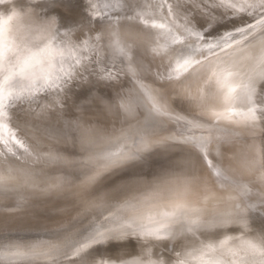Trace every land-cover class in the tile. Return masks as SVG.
Wrapping results in <instances>:
<instances>
[{
  "label": "snow or ice",
  "instance_id": "snow-or-ice-1",
  "mask_svg": "<svg viewBox=\"0 0 264 264\" xmlns=\"http://www.w3.org/2000/svg\"><path fill=\"white\" fill-rule=\"evenodd\" d=\"M125 7H130L129 0H108L99 4L89 0V9L96 13L93 19L108 20L110 28L115 27L110 14H119ZM188 8L212 21L218 18L215 10L222 9L221 16H246L254 22L246 21L208 40L193 17L187 14ZM125 19L142 25L148 49L154 56L168 61L167 72L159 78L175 90V97L147 83L141 68L133 63L131 45L116 39L114 52L126 62L125 68L120 70L134 77L133 89L121 96L115 105L127 127L109 132L79 121L70 125L84 154L82 178L75 185L74 195L86 206L82 215H90V219L77 226L60 225L48 239L0 246V264L73 261L75 264H119L136 253L125 249L111 257L97 256L94 250L110 242H121L117 236L135 233L133 224L137 220L138 206L158 209V214L165 218L163 223L146 230L151 236L149 243L155 247V255L171 261L176 248L168 255L156 249L162 242L184 238L190 222L199 220L207 224L208 217L222 210L248 211L254 207L244 205V196L250 190L248 184L229 187L224 195L206 192L198 201L200 191L196 179L190 196L177 202L165 200L163 194L172 191L171 182L186 171L189 161L184 156L168 161L152 178L133 174L98 196L93 194L105 176L111 177L144 163L154 152L163 151L168 155L178 148H189L199 154L212 175L222 183L221 178L226 173L210 157L215 152L222 158L219 145L222 139L229 140L212 134V121L253 129L264 125V0H136V7L131 8V14H126ZM10 20V16L0 19V41L9 31ZM50 23L53 26L54 19L51 18ZM71 31L61 33L55 28L43 48L24 57L15 71L0 75V201L14 200V209L10 211L23 210L28 202L26 191L62 192L68 183L63 178L41 180L31 165L57 162L61 157L43 147L39 140L33 142L14 123L12 110L25 104L31 106L41 95L61 97L69 82L79 75V68L94 63L92 55L104 34L76 41ZM111 34L119 35L118 32ZM3 55L4 51L0 50V56ZM95 63L100 79H116L114 59ZM174 99L200 108L209 122L178 114L173 108ZM108 108L110 110L112 105ZM167 122H175L179 130L173 135H164ZM195 130H204L207 135H196ZM247 149L246 167L250 173L258 172V180L262 183L261 146L253 142ZM12 158L25 163L14 164ZM201 201L202 208L199 207ZM197 211L203 215L193 219L192 213ZM154 215L151 211L146 213L148 223H155ZM218 229L200 231L197 238H216ZM135 240L141 245L139 238Z\"/></svg>",
  "mask_w": 264,
  "mask_h": 264
},
{
  "label": "water",
  "instance_id": "water-1",
  "mask_svg": "<svg viewBox=\"0 0 264 264\" xmlns=\"http://www.w3.org/2000/svg\"><path fill=\"white\" fill-rule=\"evenodd\" d=\"M102 2H108V0H92L94 4ZM129 5L130 7H125L119 14L116 12L110 14L115 24L114 28H110L108 20L101 18L93 19L96 13L89 9V0H3V3H0V12L4 14H7L12 7H19L22 10L24 8L34 9L38 17L42 19L52 18L55 21L53 25L54 30L58 28L61 33L72 30L71 37L76 41L86 39L89 36L104 34L103 41L97 42V50L92 55L94 63L87 67L81 66L79 68V75L66 86L67 91L65 94H62L61 97L41 95L31 106L27 104L23 105L29 108L31 113L39 117L38 127H36L39 136L38 134H29L27 131H24V133L32 138L33 142L39 140L43 147L59 153L61 157L57 162L31 166L35 167L37 174L43 181L63 178L68 182L65 190L62 192L26 191L25 195L28 197V202L23 210H12L6 215H21L26 213V211H44L75 196L74 192L77 190L75 185L82 178L84 154L80 148L77 135L70 126L72 122L79 121L109 132L127 127V122L122 118L115 105L121 96L133 89L134 77L130 73L120 70L125 68L126 62H122L121 58L114 52V42L116 39H119L122 43L131 45L133 63L141 68L146 82L174 97V89L166 80L159 78L160 74L167 72L168 61L163 57L154 56L148 49L144 42L146 37L143 35L144 30L142 25L125 19L126 14H131V8L136 7V0H129ZM190 9L188 8L187 11H192ZM215 12L218 16H221L222 10H215ZM195 21L194 19V23ZM246 21L254 22V19L246 16L240 18L221 16L215 23L204 25L197 22L195 24L198 29L204 31L208 40H213L219 34L234 30L236 26L242 25ZM112 32H118L119 35L114 37L111 34ZM113 59L117 64V68L114 70L116 79L107 81L100 79L96 71L95 62L103 61L104 63H108ZM65 66L67 67V64ZM57 101L59 102L57 103ZM176 104L174 100L173 108L178 114L192 119L191 116L183 112ZM108 105H112L110 110ZM214 129L215 127L212 125V131H216ZM178 130L179 126L175 122H167L164 126L163 134L173 135ZM195 134L207 135V132L195 130ZM159 153H162V155H159ZM175 153L188 155L194 164L198 166L204 165L209 175L214 176L202 157L189 148H178L168 155H165L163 151L154 152L146 162L139 165L146 167L152 162L164 159L163 157L165 156L170 158L169 155ZM155 157L158 159H154ZM11 162L14 164L25 163L23 160L16 161L15 158H12ZM119 176V174L111 177L105 176L96 188L103 183H114ZM226 178L225 176L221 179L226 180ZM263 203L264 199L257 206L248 208L247 214L251 227L264 222ZM11 206L14 207V200L12 199L0 201V208L7 209ZM63 211L62 214L68 212V209H64ZM58 215L60 216V213Z\"/></svg>",
  "mask_w": 264,
  "mask_h": 264
},
{
  "label": "bare ground",
  "instance_id": "bare-ground-1",
  "mask_svg": "<svg viewBox=\"0 0 264 264\" xmlns=\"http://www.w3.org/2000/svg\"><path fill=\"white\" fill-rule=\"evenodd\" d=\"M187 14L196 20L195 23L200 22L204 25L207 23H215L221 17L214 12L218 18L216 21H212L199 13L194 12L193 10L187 11ZM174 100L177 103L176 106L180 107V109H182V111L187 115L191 116L192 119H196L201 122H209V117L205 116L200 108L190 107L187 103L182 102L179 99ZM12 111L14 123L18 124L23 131H27L29 134H38L36 127H38L39 117L34 115V113H31L29 108L21 106L14 108ZM212 125H214V130H216L212 131L214 136L227 138L229 140V142H225L224 139H222L219 145L220 151L223 153L222 158L217 156L215 152H213L210 157L214 159L218 166L222 167L226 173L227 178L226 180L221 179L222 183L218 182L215 176L209 175L207 172L208 170L205 169L204 165L198 166L192 162L188 155L175 153L169 155L170 158L165 156L163 157L164 159L152 162L146 167H142L139 164L132 166V169L119 173L120 176L114 183H103L95 189L93 194L98 196L102 192L112 189L121 181L127 180L133 174H139L152 178L155 174L160 172L162 167L167 165L168 161L184 156L189 161L188 172L190 175L195 177L199 186L200 196L197 197L198 201L206 192L224 195L229 187H237L240 184H248L250 190L244 196V199L246 200L244 201V205H254L255 207L259 202L262 203V199H264V183H260L258 180V172L250 173L248 171L246 167V159L248 157L247 145L253 142L259 144L261 146V152L264 153V125H260L254 129L228 123L217 124L215 121H212ZM159 155H162V153H159ZM154 159L158 158L155 157ZM236 195H239V193H236ZM85 207V204L81 202L78 197L73 196L61 204L51 207L50 209L44 211H26V213L21 215H6L10 212V209H14L13 206L8 207L7 209L0 208V212H2L0 213V246L6 245L9 242L27 243L41 239H48L52 236L53 230L59 228L60 225H68L69 227H72L81 223L86 224L88 219H90V215H82ZM64 209H68V212L62 214ZM58 213H60V216ZM249 227L252 234L264 235V222L253 227L249 225ZM217 231L218 234H220L222 230L218 229ZM227 231L231 233H238L240 231V227L239 225L232 224L228 226ZM183 241V237H178L174 241L162 242L156 251L168 255L173 248H180ZM138 246L137 241L130 238L126 241L110 242L107 246L98 247L94 251L97 256L103 254L115 257L121 250L125 249L128 252L135 254ZM62 264H75V261L62 262Z\"/></svg>",
  "mask_w": 264,
  "mask_h": 264
},
{
  "label": "clouds",
  "instance_id": "clouds-1",
  "mask_svg": "<svg viewBox=\"0 0 264 264\" xmlns=\"http://www.w3.org/2000/svg\"><path fill=\"white\" fill-rule=\"evenodd\" d=\"M11 17L6 37L0 41V50L4 55L0 56V75H7L15 71L19 63L32 52L43 48L47 41L52 38L54 28L51 19L39 18L36 11L30 8L12 7L7 14L3 13L0 19ZM18 57V59H14ZM261 163H264V153H259ZM264 183V173H262ZM195 177L188 172V165L183 175L171 182L172 191L164 192V199L171 202L181 201L191 195V187ZM199 207H203V201ZM154 213L155 223H148L146 213ZM137 220L133 227L135 233H127L117 236L116 239L123 241L129 237L139 238L141 245L138 246L136 255L128 257L119 264H264V236L252 234L249 227L247 211L241 209L232 211L222 210L214 217H208V223H189L185 228L184 241L175 252L174 259L168 261L155 255V247L149 243L151 236L146 228L154 227L164 222L165 218L158 214V209H146L138 206ZM202 212L192 213L193 219L201 217ZM239 225L238 233L227 231L228 226ZM221 229L216 238H197L200 231ZM116 264V262H110Z\"/></svg>",
  "mask_w": 264,
  "mask_h": 264
}]
</instances>
